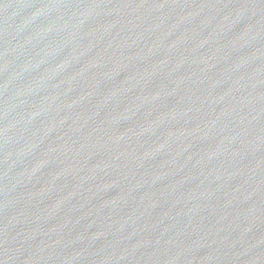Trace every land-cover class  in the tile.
I'll return each instance as SVG.
<instances>
[{"label":"water","instance_id":"obj_1","mask_svg":"<svg viewBox=\"0 0 264 264\" xmlns=\"http://www.w3.org/2000/svg\"><path fill=\"white\" fill-rule=\"evenodd\" d=\"M0 264H264V0H0Z\"/></svg>","mask_w":264,"mask_h":264}]
</instances>
